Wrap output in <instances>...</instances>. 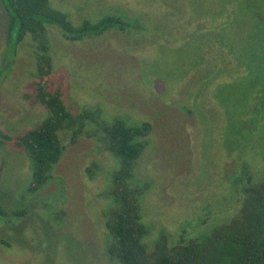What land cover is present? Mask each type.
Listing matches in <instances>:
<instances>
[{
    "label": "rangeland",
    "instance_id": "1",
    "mask_svg": "<svg viewBox=\"0 0 264 264\" xmlns=\"http://www.w3.org/2000/svg\"><path fill=\"white\" fill-rule=\"evenodd\" d=\"M51 2L75 24L112 14L129 25L80 41L47 25L51 85H63L76 116L90 110L100 116L83 119L74 144L71 130L61 132L68 147L52 179L28 194L33 165L17 137L49 112L36 100L39 43L28 35L11 48L10 15L0 0V264L116 263L107 250L105 212L120 161L106 148L101 126L118 118L152 124L132 179L149 184L141 204L150 248L162 233L175 245L231 216L242 198L232 185L235 173L246 165L254 180L264 174V69H216L218 51L204 55L207 23L200 29L191 21L199 0ZM236 27L228 35L239 51L249 46L264 54L263 26ZM157 79L166 91L157 93Z\"/></svg>",
    "mask_w": 264,
    "mask_h": 264
},
{
    "label": "trees",
    "instance_id": "2",
    "mask_svg": "<svg viewBox=\"0 0 264 264\" xmlns=\"http://www.w3.org/2000/svg\"><path fill=\"white\" fill-rule=\"evenodd\" d=\"M2 1L10 15L7 40L11 48L28 35L39 43L36 100L48 110L49 115L18 135L16 141L32 160L33 176L27 193L33 194L50 182L54 166L68 147L61 132L71 130L69 144H74L81 134L83 119L100 116V110L76 116L66 102L63 85H51L53 62L47 25H56L67 39L80 41L87 36L103 35L114 28L123 30L129 24L126 19L112 14L75 24L70 15L54 7L51 0ZM199 1L191 7V21L200 29L207 23L205 36L210 33L211 38L204 55L208 51H218L214 56L216 69L223 70L225 64L241 71L254 70L256 66L264 69V54L248 51L249 46L239 51L228 35L237 32L236 26L242 22H254L264 27V0ZM209 28L211 30L206 32ZM223 53L227 54L224 58ZM9 59L3 68L8 66ZM204 61L207 62L206 58ZM101 127L106 148L120 161V168L111 173L108 194L112 204L105 212L106 227L111 235L107 250L115 264H264V174L254 180L244 165L232 179L234 189L237 192L241 189L242 198L231 216L199 235L179 239L175 245H171L167 234L162 233L150 248L146 239L151 227L143 220L141 204L149 184L134 185L132 179L147 148L145 138L150 136L152 124L132 125L118 118ZM260 135L264 137V130ZM261 155L264 158V151ZM89 172H92L91 168ZM0 213H5L1 204ZM15 214L21 216L24 212ZM182 233H185V228Z\"/></svg>",
    "mask_w": 264,
    "mask_h": 264
},
{
    "label": "water",
    "instance_id": "3",
    "mask_svg": "<svg viewBox=\"0 0 264 264\" xmlns=\"http://www.w3.org/2000/svg\"><path fill=\"white\" fill-rule=\"evenodd\" d=\"M154 88L157 91V93H162L166 91L165 82L161 79H157L154 83Z\"/></svg>",
    "mask_w": 264,
    "mask_h": 264
}]
</instances>
